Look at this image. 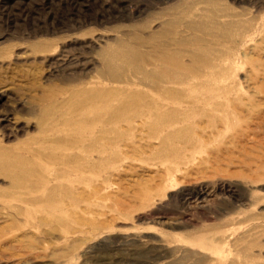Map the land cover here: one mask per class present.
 <instances>
[{"label": "rangeland", "instance_id": "1", "mask_svg": "<svg viewBox=\"0 0 264 264\" xmlns=\"http://www.w3.org/2000/svg\"><path fill=\"white\" fill-rule=\"evenodd\" d=\"M208 1L0 0V264H264V0ZM151 37L235 56L230 115L131 123L151 79H112L99 52Z\"/></svg>", "mask_w": 264, "mask_h": 264}, {"label": "bare ground", "instance_id": "2", "mask_svg": "<svg viewBox=\"0 0 264 264\" xmlns=\"http://www.w3.org/2000/svg\"><path fill=\"white\" fill-rule=\"evenodd\" d=\"M197 4L198 2L195 4L192 1H188L185 8L182 10L183 14L188 18L185 22V25L188 30L205 31V29L208 27V23L207 21L203 20L205 17L204 14L202 15L201 12H198V10H201V8H199ZM192 36L195 35L192 34ZM195 38H197V36ZM200 38L202 39L203 37ZM200 38L199 40H201ZM148 40L149 38L138 37V42L142 46H144ZM151 40L154 42L151 51L135 48L125 40H115L116 42L107 45L106 48H102L99 52L104 65L103 71L113 77L112 79L119 80L123 78L125 74L123 64L126 62L139 63L137 66H135L139 70V73L143 74L144 79H151V85L154 89V96L152 97L153 99H150L152 101L151 106H145L144 104V106L147 107L145 110L143 108L131 110L129 112L130 114L126 116L130 122L131 120L143 121L146 120V118L152 117L154 119L155 126L165 130L168 128L171 129L175 123L180 121V119H184L186 122H195L193 120H197L198 116H201V118L203 116L211 117L218 112H224L226 113L225 115H230L229 108L232 106L235 107V105H233V95L238 94L237 82L232 79L233 77L229 73V70L231 69L230 72H232L234 70H232V68L236 66L237 59L234 60L235 56H231L234 58L232 60L231 58H224L225 56L222 59L219 57V53L216 54L214 47L213 49L207 48L208 50L205 48H199V52L196 51V49H187L181 53L171 48L170 39L165 40V42H161L154 40V38L151 37ZM178 42L182 43L181 41ZM151 56L154 58L158 57L163 59L162 62H159L155 65L153 74L145 72L140 63L144 60H147V58ZM225 76H229L227 80L230 82H227L226 79L223 80L226 78ZM172 83H182L183 91L175 92L174 89L170 88ZM150 95H152L151 92L149 93V96ZM179 108L182 109L181 118L177 117L175 113V111ZM120 121V124H122V120ZM114 125L116 124L114 123ZM91 128L93 127L91 126L89 128V125H87V127H84L83 129L81 128V131L78 130L77 133H82V131L83 133L90 132ZM114 128L116 131L117 127L114 126ZM162 129L158 132H162ZM92 130L93 129H91V131ZM120 131L122 132V130ZM180 131L169 132L172 133V136L177 134L179 136ZM110 151L107 150L106 153L108 154ZM108 157V155L105 156V158ZM26 173L27 175H25ZM31 177L32 173L29 170L24 172L22 171L19 174L17 173L15 184H17L19 187H26L28 186L27 182L31 179Z\"/></svg>", "mask_w": 264, "mask_h": 264}]
</instances>
